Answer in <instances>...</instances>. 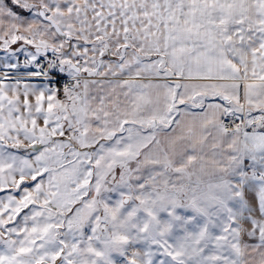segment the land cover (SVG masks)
<instances>
[{
  "label": "snow or ice",
  "instance_id": "snow-or-ice-1",
  "mask_svg": "<svg viewBox=\"0 0 264 264\" xmlns=\"http://www.w3.org/2000/svg\"><path fill=\"white\" fill-rule=\"evenodd\" d=\"M0 264H264V0H0Z\"/></svg>",
  "mask_w": 264,
  "mask_h": 264
}]
</instances>
